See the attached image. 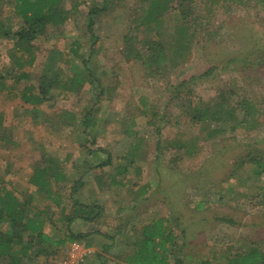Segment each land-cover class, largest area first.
Returning <instances> with one entry per match:
<instances>
[{
    "label": "rangeland",
    "instance_id": "obj_1",
    "mask_svg": "<svg viewBox=\"0 0 264 264\" xmlns=\"http://www.w3.org/2000/svg\"><path fill=\"white\" fill-rule=\"evenodd\" d=\"M149 1H62L66 9H73L65 24L52 28L47 36L32 43L34 62L19 69L28 74V79L0 85V116L8 135L7 142L0 133V178L8 188L26 191L34 163L58 158L64 171L73 178L74 161L89 159L96 164L97 157L109 154L112 161L109 168H101L109 179L116 166L126 163L128 152H134L130 173L121 178H140L152 186L162 175L161 188L150 187L149 198L141 200L137 196L142 187L140 182L133 188L137 194L119 189L118 197L116 187H104L96 193L93 187H84L83 200H95L104 209L103 224L98 229L109 234L121 229L124 235L113 243L105 237H95L98 243H94L91 253L102 252L104 245H110L104 253L108 264H123V255L131 249L128 240L131 231L135 228L138 231L142 224L159 217L172 218L174 222L179 218L175 229L179 245H184L183 254L190 257L186 264L206 261L209 255H219L224 248H233L232 253L243 252L256 240L263 241L257 246L264 250V174L256 178L249 167L236 178H226L241 153L255 151L264 161V0H192L187 5L191 9L188 35L182 39L179 50L175 47L174 32L181 19L174 7L179 9L181 1L174 0L170 4L172 9L146 28L140 17ZM104 2L106 11L92 28L95 44L91 67L108 91L95 106L94 129L85 134L80 124L94 101L92 92L87 93L90 90L78 94L55 90L51 100L37 106L25 105L20 96L27 85H37L49 50L58 48L67 53L73 42L90 41L87 13ZM9 22L13 30L22 24L13 2L4 0L0 6V26H8ZM125 35L133 37L142 59L149 55L145 40L165 39V48L157 54L167 58L157 65L159 77L151 75V68L140 60L131 64L124 60L120 49ZM189 35H193L192 41ZM15 42L14 38L0 37L2 74L16 72L18 59L26 62L31 58ZM88 52L86 45L80 50L83 54ZM59 65L65 72L69 70ZM211 67L216 70L192 82L188 93H174L180 81ZM146 107L154 108L158 115L149 116ZM206 108L211 113L202 120L195 118L198 122L188 114L190 109ZM149 119L156 124L148 125ZM157 127L161 130L160 137ZM216 128L223 131L211 134ZM158 140L161 148L156 146ZM171 141L184 143L186 147L176 151L169 147ZM97 148L105 150V154H88ZM135 168L144 171L136 174ZM156 169H161L160 174ZM53 190L58 191L59 186L54 185ZM160 191L164 195L158 194ZM68 193L69 188L60 190L64 200L68 199ZM134 197L138 201L131 200ZM33 205L43 216L52 212L56 216L60 212V207L44 196ZM67 206L69 209L70 205ZM223 216L236 224L220 220ZM84 225L86 230L95 229L92 224ZM71 229L86 231L83 225L78 228L77 222ZM181 229L186 230L185 240ZM45 230L57 234L49 221ZM91 253L73 251L67 245L29 264H81ZM210 264H218V259H211Z\"/></svg>",
    "mask_w": 264,
    "mask_h": 264
},
{
    "label": "trees",
    "instance_id": "obj_2",
    "mask_svg": "<svg viewBox=\"0 0 264 264\" xmlns=\"http://www.w3.org/2000/svg\"><path fill=\"white\" fill-rule=\"evenodd\" d=\"M4 0H0V6ZM63 0H11L15 14L21 19V26L13 30L10 22L7 25L0 26V37L14 38L16 40L15 46L24 53H29V59H18L17 71H9L6 74H2L0 71V85L3 87L5 82L13 80L18 84L21 81L28 79V74L23 72L22 69L25 65H31L34 62V56H32L33 42L48 35L49 31L55 27L59 28L69 18L70 11L73 9H66L63 4ZM174 0H150L148 7L145 9V14L140 17L141 23L146 28L151 27L152 22H158L162 14L165 11L172 9L171 3ZM177 1V0H175ZM179 9L177 6L174 10L179 11L180 25L177 26L174 35L176 37L175 47L179 50L182 46V39L186 38L187 31L189 29L188 19L191 14V9L187 6L192 0H180ZM106 2V1H105ZM104 4L101 7H92L87 13L88 26L87 29L90 33V41L82 43L81 41H75L72 43L70 50L61 52L56 49L49 50L42 72L37 81V85H27L24 87L20 99L25 105L37 106L45 101H49L53 97L55 90L65 91L67 93L78 94L82 90H90L87 93L90 95L92 92L93 104L90 110L84 115L81 120L80 126L83 127V133L90 134V128L94 129L95 121L97 117L94 116L95 106L100 103L101 99L106 96V90L103 87L100 77H98L96 70L92 68V55L95 44V38L93 36L92 28L94 22L106 11ZM187 3V4H186ZM75 10V7H74ZM101 18V17H100ZM156 34V32H155ZM154 34V37H155ZM123 41V47L120 49L124 60L131 64L133 60H140L151 68V75L160 76L159 65L164 59L165 55L158 57V52H162L165 48V39H152L145 40V48L149 55L147 57L141 56L140 51L135 47V40L131 35H125ZM153 37V38H154ZM193 35H189V41ZM88 46V53H80L83 46ZM178 52V51H177ZM174 55H177L175 52ZM144 60V61H143ZM79 61V62H77ZM25 62V63H24ZM65 65L69 70L66 72L64 68L59 65ZM216 70L215 67H211L200 75H192L189 79H183L178 83V86L174 90V93H188V86L196 79H201L206 76H210ZM69 71V73H68ZM179 96V95H178ZM190 107V106H189ZM146 113L149 116L155 118L157 112L154 108L146 107ZM36 110L34 109V113ZM211 113L210 108L203 109L201 111H195L190 109L188 114L200 120L205 119L206 115ZM68 114V113H65ZM211 117H215L211 114ZM229 118H233V114L228 115ZM162 118V117H161ZM227 118V117H225ZM228 119V118H227ZM197 120L196 122H198ZM153 119H149L148 125H155ZM3 127L2 118L0 116V133H2V139H6L8 142V135ZM160 129L157 127L156 133L160 137ZM220 128L213 129L211 134H216ZM13 141L9 140V143ZM84 145H79L83 147ZM131 146V145H130ZM129 146V147H130ZM157 148H161V142L157 143ZM176 151H182L186 147L184 143L178 141H171L169 147ZM86 148H83V150ZM86 152V151H85ZM99 153L105 154V150L97 148L92 151H88L89 155L98 156ZM189 153H192L191 151ZM255 151L244 152L234 161L229 171V177H237V175L247 168H252L253 174L256 178H260L264 174V161L261 159L260 154H256ZM128 156V157H127ZM134 152L126 155L123 165H119L118 174L127 173L128 167L133 163ZM98 163H93L89 159L81 161H74L72 163L75 176H80L72 181L69 188V197L66 199L71 204L70 210L66 213V207L68 204L62 199V195L58 191L53 190L54 185L59 183L65 184L70 177L69 173L64 171L62 160L58 158H48L45 162L34 163L32 175L29 179V190L19 192L16 189L8 188L7 183L0 178V264H29L35 261L41 255L48 256V252H52L54 249L64 248L66 244L79 243L85 240L87 236L99 235L115 242L116 238L124 237L121 229H117L113 233H104L100 228L103 224L104 209L97 201H85L76 198V194L81 188H84L86 182L84 179L94 169H101L111 164V157L109 154L97 157ZM67 160V158L65 159ZM251 164V165H249ZM121 167V168H120ZM117 174V173H116ZM117 174V175H118ZM114 178V175L110 176ZM109 177V178H110ZM235 177V178H236ZM114 183V180L111 181ZM60 188V186H59ZM101 190V187L99 188ZM229 188L228 193H230ZM59 190H63V187ZM142 194V193H141ZM53 197L51 198V196ZM40 196H44L45 199L50 200L56 207H61L60 212L56 216H53V212L42 215L43 212L37 209L33 203ZM138 201V198L136 199ZM220 220L229 222L230 224H236L231 218L221 217ZM50 222L53 226L65 225L66 233L62 235V238H56L55 236L46 233L45 228L47 222ZM92 224L95 229L91 232H74L71 226L77 222ZM179 221V218H175V222L166 220L163 217L155 218L150 222L144 223L139 227V230L133 231L134 234L128 236L130 240L131 249L126 251L123 255V264H186L190 258L187 254H183V244L179 245L177 242L178 236L175 229V223ZM135 227V226H134ZM182 239H186V230L181 229ZM263 241L256 240L251 242V245L246 247L245 251H239L232 253L233 248H224L219 255L211 254L207 257L206 261L202 264H208L211 259H218V264H264V250L257 246ZM253 246V247H252ZM111 247L110 245H104L102 252H94L84 257V261L81 264H108V259L105 256ZM231 251V252H230ZM129 252V253H128ZM121 258V257H118Z\"/></svg>",
    "mask_w": 264,
    "mask_h": 264
},
{
    "label": "crops",
    "instance_id": "obj_3",
    "mask_svg": "<svg viewBox=\"0 0 264 264\" xmlns=\"http://www.w3.org/2000/svg\"><path fill=\"white\" fill-rule=\"evenodd\" d=\"M24 72V71H23ZM135 164V163H134ZM130 165H132V164H130ZM119 166V165H118ZM118 166H116V168H114V171H113V173L111 172L110 173V175H108L109 177L111 176V175H114V178H109V179H107L105 176H104V174L102 173V169H94V170H92L89 174H88V176H86V177H90L91 179H86V177H85V179H84V182H86V185H85V187H93L94 189H95V193L97 192V191H101L99 188L101 187V188H104V187H109V188H113V187H116L117 189H115V192H116V197H118L119 196V189L121 190V189H125L124 191L126 192H128L129 194H132V195H135V194H137L135 191H133V188L134 187H136L137 185H138V183L140 184V185H142V187L140 188V192H139V194L137 195V196H139V199H141V200H145V199H147V198H149V196H150V193L147 195V192H148V190H149V188L150 187H155V189L159 186V188H161V184H162V180H163V177H162V175H160L159 176V179H157V180H155V183L152 185V186H150L149 184H148V182H144V181H141V179L140 178H138V179H135L134 177V179L133 178H124V179H122L121 178V176H124V174H126V173H124V174H122V173H120V174H118V169H119V167ZM108 168H109V166H107ZM129 169H128V171H127V173H130V166H127ZM121 168V167H120ZM142 171H144V169L143 168H135V170H134V172L136 173V174H139V173H141ZM156 172L158 173V174H160V172H161V169H156ZM118 175H117V174ZM31 175H32V171H31V174H30V177H31ZM79 176V175H78ZM80 177V176H79ZM79 177H76L75 175H74V177L73 178H71V176L70 177H68V180L65 182V184H61V183H59L57 186H60V188H70V185L72 184V181L73 180H75L76 178H79ZM30 179V178H29ZM114 180V183H111V181H113ZM137 184V185H136ZM28 185H30L29 184V181H28ZM88 185V186H87ZM29 187V186H28ZM27 187V189H26V191L27 190H29V188ZM59 188V189H60ZM85 190V188H81L79 191H78V193L76 194V198H78V199H81L82 200V202H84L83 201V196H82V192ZM160 190V189H159ZM86 191V190H85ZM19 192H22L21 190L19 191ZM58 193H60V190H58ZM70 193V192H69ZM69 193H68V197H69ZM142 193V194H141ZM154 193V192H153ZM152 193V194H153ZM158 194H163L164 195V193H161V191L160 192H158ZM166 196V195H165ZM53 197V195L51 196V198ZM136 197V196H135ZM135 197L134 198H132L131 200H136L135 199ZM91 198V197H90ZM63 199V198H62ZM65 202L67 201V200H64ZM89 201V200H88ZM91 202L92 201H95V200H90ZM137 201V200H136ZM65 202L62 204L63 206L65 205ZM68 204L71 206V204L69 203V201H68ZM70 206H69V209H68V206H65L66 207V213H68L69 212V210H70ZM60 209H61V207H60ZM68 209V210H67ZM77 223H78V228H81V225H83L84 226V230H86L85 229V225L84 224H88V223H81V221H77ZM75 224V223H74ZM73 224V225H74ZM50 225H52V224H50ZM52 227L54 228V231L55 232H57V234H52V233H49V232H47L46 230V233L47 234H49V235H52V236H55L56 238H62V235L64 234V231H65V233H66V229H65V225L63 226V225H56V226H53L52 225ZM65 229V230H64ZM94 230V228H92V229H89V230H86V231H80V232H83V233H85V232H91V231H93ZM134 230H132L131 231V233L132 234H134V232H133ZM177 233V232H176ZM99 237V235H90V236H87L86 238H85V240H83L82 242H79L78 243V245L80 244V247H81V250L82 251H84L86 254H88V253H91L92 252V250L93 249H95V245H94V243H98V241L95 239V237ZM178 236V235H177ZM187 236V235H186ZM117 238H119V236L117 237ZM177 242L179 243V241L177 240ZM74 244H77V243H72V244H66L64 247H66L67 245L70 247V249L73 247V245ZM83 246H82V245ZM251 245V244H250ZM131 246V245H130ZM253 247V246H252ZM231 252V251H230ZM205 261H200V260H197V262H194V264H202V263H204ZM208 264H210V261L208 262Z\"/></svg>",
    "mask_w": 264,
    "mask_h": 264
},
{
    "label": "built area",
    "instance_id": "obj_4",
    "mask_svg": "<svg viewBox=\"0 0 264 264\" xmlns=\"http://www.w3.org/2000/svg\"><path fill=\"white\" fill-rule=\"evenodd\" d=\"M80 249H81V247L78 244H74L73 247H72L73 251H77V250H80Z\"/></svg>",
    "mask_w": 264,
    "mask_h": 264
}]
</instances>
